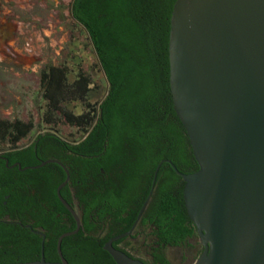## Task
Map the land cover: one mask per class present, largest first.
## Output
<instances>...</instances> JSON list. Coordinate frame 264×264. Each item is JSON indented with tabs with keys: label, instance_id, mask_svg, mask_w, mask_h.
Masks as SVG:
<instances>
[{
	"label": "water",
	"instance_id": "water-1",
	"mask_svg": "<svg viewBox=\"0 0 264 264\" xmlns=\"http://www.w3.org/2000/svg\"><path fill=\"white\" fill-rule=\"evenodd\" d=\"M169 59L174 108L200 168L163 159L156 175L169 161L184 178L203 246L195 264H264V0H176ZM76 219L60 260L46 259L44 239L40 259L0 264H81L62 251ZM132 229L105 244L117 264H146L113 244Z\"/></svg>",
	"mask_w": 264,
	"mask_h": 264
},
{
	"label": "flooded vegetation",
	"instance_id": "flooded-vegetation-1",
	"mask_svg": "<svg viewBox=\"0 0 264 264\" xmlns=\"http://www.w3.org/2000/svg\"><path fill=\"white\" fill-rule=\"evenodd\" d=\"M65 6V0H0V65L9 66L16 80L37 71L44 98V105L36 111V116L27 114L9 118L0 115L2 119L13 122L12 136L17 139L15 143L0 149V160H5L9 169L8 180L0 185V222L13 225L12 238L16 243L27 242V246H33L28 237L40 239L41 251L44 239L58 251L60 237L77 228L76 215L80 219V229L62 239V243L66 240L67 252L81 251L83 242L88 241L105 249L108 240L133 228L131 233L113 242L117 248L131 253L134 248L130 246L143 236L145 211L156 195L161 193L163 182L169 183L168 188L174 193V166L165 161L170 165L168 171L159 169L156 175L158 166L153 170L132 163L133 149L129 135L122 151V163L115 162L108 148L98 147L96 141L91 143L90 148H82L88 132H83L80 122L87 105L72 95L64 101L49 98L50 78L45 77L55 65L45 61L44 46L35 44L33 40L54 39L49 33V26L51 22H56L60 27L63 24V30L69 32L70 39L79 41L82 25L71 9L70 17L66 18ZM70 43L73 44L72 40ZM41 62L44 66L33 68ZM87 73L91 75L88 85L90 93L96 81L92 72L82 68L57 69L52 79L66 80L79 90L82 75ZM168 86L166 96L170 95L174 110L170 74ZM2 100L0 95V102ZM166 117L168 119L169 116ZM72 120H75V124H72ZM62 124L74 127L76 132L63 134L60 129ZM77 134L81 135L77 137ZM157 151H162L161 145ZM165 159L174 163L169 157ZM151 192V198L138 220ZM118 213L129 221L124 227L103 221L115 219ZM147 235L153 238V244L148 245L151 251L160 247H174V243L163 244L159 241L151 227ZM135 257L151 264V261Z\"/></svg>",
	"mask_w": 264,
	"mask_h": 264
},
{
	"label": "trees",
	"instance_id": "trees-1",
	"mask_svg": "<svg viewBox=\"0 0 264 264\" xmlns=\"http://www.w3.org/2000/svg\"><path fill=\"white\" fill-rule=\"evenodd\" d=\"M175 1H72V14L88 32L98 55L99 66L109 83L107 95L96 104L88 103L90 73L82 75L79 90L66 80H53L54 71L68 68L67 64L52 66V72L45 78H50V99L64 101L72 95L86 103L80 126L83 132H88V136L82 148H90L91 143L96 141L98 147L108 148L115 162L122 163V151L129 135L134 164L154 170L163 159L169 157L183 172L191 173L200 168L188 133L175 108L173 110L170 95L166 96L170 74L169 38ZM166 115L171 119H166ZM72 124H75V120H72ZM13 126L11 120L0 116V143L11 145L16 142L17 139L12 136ZM160 145L162 151L158 152ZM169 166L163 162L160 171H168ZM8 171L6 161L0 160V185L8 180ZM173 172L174 193L168 188L169 183L163 182L161 193L156 195L145 211L143 224L145 228H153L155 236L163 244L179 246L199 237V233L185 204L184 178L175 169ZM103 221L113 222L119 228L129 222L121 217V213L111 221ZM12 230V224L0 222V263L40 259L41 240L28 237L33 246H27V242L16 243ZM163 248L151 252V264H172ZM62 250L72 263L117 264L107 250L91 241L83 242L81 251L67 252L64 240ZM45 256L47 260H60L58 251L51 248L49 242H45Z\"/></svg>",
	"mask_w": 264,
	"mask_h": 264
},
{
	"label": "rangeland",
	"instance_id": "rangeland-1",
	"mask_svg": "<svg viewBox=\"0 0 264 264\" xmlns=\"http://www.w3.org/2000/svg\"><path fill=\"white\" fill-rule=\"evenodd\" d=\"M66 1L67 19L70 17L71 1ZM57 25L51 22L49 29L50 35L54 39H33L35 44H42L45 51V61L50 64L61 65L66 63L71 68H82L86 72H92L96 81L94 90L89 93L88 102L96 104L104 99L107 95L109 83L104 71L99 66V59L96 50L89 38L88 32L81 27L80 39H70L69 32L63 30V24ZM72 40V43H70ZM46 62V63H47ZM45 63V64H46ZM0 65V95L3 100L0 102V115L13 118L17 115L36 116V111L44 105V98L40 85V76L36 71L21 79H14L13 73L9 66ZM44 66L41 62L33 66L34 69ZM61 131L65 135L75 133L76 129L68 125H61ZM81 134H77V137ZM7 146V143H0V149ZM150 227L145 228L143 236L139 237L131 253L147 261H151V250L148 246L153 244V238L147 235ZM202 244L199 237L189 239L186 243L174 246L164 247L163 250L172 264H195L197 258L202 252Z\"/></svg>",
	"mask_w": 264,
	"mask_h": 264
}]
</instances>
